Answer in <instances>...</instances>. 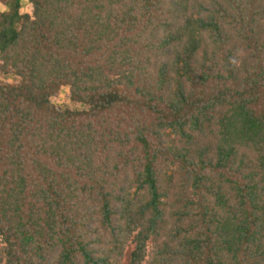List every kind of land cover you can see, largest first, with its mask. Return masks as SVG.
<instances>
[{"label": "trees", "instance_id": "obj_1", "mask_svg": "<svg viewBox=\"0 0 264 264\" xmlns=\"http://www.w3.org/2000/svg\"><path fill=\"white\" fill-rule=\"evenodd\" d=\"M0 2V264H264V0Z\"/></svg>", "mask_w": 264, "mask_h": 264}, {"label": "rangeland", "instance_id": "obj_2", "mask_svg": "<svg viewBox=\"0 0 264 264\" xmlns=\"http://www.w3.org/2000/svg\"><path fill=\"white\" fill-rule=\"evenodd\" d=\"M23 1V10L22 13H31L32 12V6L29 3V0H22ZM6 7L2 5L0 2V11H5ZM0 78L3 80H6L7 78L5 76L0 75ZM56 103H58L61 106H70V107H75L74 105L68 98V93L67 90L63 91L59 94V96L55 99Z\"/></svg>", "mask_w": 264, "mask_h": 264}]
</instances>
